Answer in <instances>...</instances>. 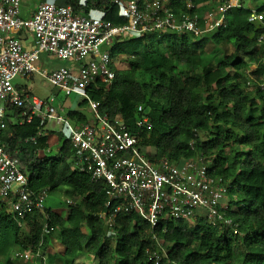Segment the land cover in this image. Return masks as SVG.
Returning a JSON list of instances; mask_svg holds the SVG:
<instances>
[{"label": "trees", "instance_id": "1", "mask_svg": "<svg viewBox=\"0 0 264 264\" xmlns=\"http://www.w3.org/2000/svg\"><path fill=\"white\" fill-rule=\"evenodd\" d=\"M65 1L77 13H100L115 25L127 23L114 0ZM193 2V11L199 12L220 0ZM184 9L175 3L176 13ZM263 9L264 3L257 5ZM251 12L241 7L237 22L230 20L193 42L189 34L124 35L111 48L113 56L122 57L114 80L98 79L88 88L101 112L122 119L139 145L156 151L155 159L211 157L210 172L230 181L225 212L239 231L206 220L167 222V231L161 226L156 231L174 264H264V43L259 42L264 25L250 22ZM26 109L11 107L6 117L8 150L19 159L32 190L61 191L73 204L66 216L46 207L45 214L35 212L20 226L0 201V264H24L14 259L18 248L40 250L46 264H83L78 257L86 250L96 264H154L150 252L158 248L147 221L136 211L122 210L110 230L105 216L114 203L107 206L105 185L75 167L74 150L63 135L60 149L40 156L47 148V136L39 135L41 118L12 119ZM143 114L151 126L137 125ZM66 116L76 123L89 120L81 110ZM46 222L53 228L47 235ZM53 237L62 251L50 248Z\"/></svg>", "mask_w": 264, "mask_h": 264}, {"label": "built area", "instance_id": "2", "mask_svg": "<svg viewBox=\"0 0 264 264\" xmlns=\"http://www.w3.org/2000/svg\"><path fill=\"white\" fill-rule=\"evenodd\" d=\"M22 1L0 0V201L8 204L9 213L19 225L35 212L45 214L49 191L32 190L19 159L8 150L4 136L10 130L6 117L12 114L11 107L29 109L19 116L11 115L16 123L31 122L34 115L41 118L39 135L47 136V148L39 151L40 156L60 149L62 135L69 140L75 153V167L90 174L94 182L103 183L109 197L107 206L114 203L105 216L110 230L122 210L136 211L147 221L158 248L150 252L154 264H174L167 259V248L156 231L160 226L167 231V222L195 224L193 220H206L238 232L237 224L225 212L230 203V181L210 172L211 157L198 156L182 162L155 159L156 151L139 145L137 134L122 119L113 120L101 112L100 103L92 99L88 88L98 79L114 80L119 57L113 56L111 48L120 37L151 33L200 37L225 28L230 20L237 22L239 9L249 6L242 4V0H220L215 7L196 12L193 0H114L127 20L124 25H115L99 16L77 13L72 5L58 0H42L32 16H24ZM178 2L185 7L181 13L174 11ZM249 8L252 12L248 20L264 25V9ZM259 42L264 43V34ZM44 55L73 63L42 68L40 61ZM36 75L51 88L86 100L91 109L89 120L76 123L58 113L53 98L31 99L28 90L15 84L17 78ZM138 110L143 112V107ZM50 124L60 127L50 130ZM137 125L151 126L149 116L143 114ZM32 139L36 142L35 137ZM68 204L73 201L68 200ZM52 230L46 222L44 234ZM14 259L47 263L40 250L32 249L18 248Z\"/></svg>", "mask_w": 264, "mask_h": 264}, {"label": "rangeland", "instance_id": "3", "mask_svg": "<svg viewBox=\"0 0 264 264\" xmlns=\"http://www.w3.org/2000/svg\"><path fill=\"white\" fill-rule=\"evenodd\" d=\"M264 3V0H242V4L249 6V7H256L257 5H261ZM22 9L24 8V4H22ZM24 10V9H23ZM22 10V12H23ZM22 15H24L22 13ZM101 16L100 13L95 14V16ZM25 16V15H24ZM231 15H229V19H231ZM199 37L190 36V42L196 41ZM51 60L47 56H43L40 65L42 68L50 67L56 68L63 65H70L73 62L68 61H61V60ZM122 57L118 58V62L121 63ZM15 84L19 86V88L23 90H28L30 92L31 99L35 96L42 100H51L52 98L54 105L58 109V113L62 115H66L70 110H81L86 113L88 116H91V109L88 107L87 104H82L83 98L79 97L78 95H70L67 96L64 92L60 91L58 88H51V86L43 80L41 76H33L31 78H17L15 80ZM54 123V122H53ZM60 126L50 124V130H58ZM54 153V152H53ZM51 153V154H53ZM50 154V155H51ZM229 201L226 198L225 203ZM45 205L47 207L52 208L55 211L60 212L63 215H67L69 211V204L68 198L61 191L51 192L49 193ZM203 213V212H201ZM197 220H193V223H196ZM198 222V221H197ZM177 223V222H176ZM50 248L53 251L60 252L63 250V245L56 237L51 239ZM78 260L83 264H96L94 254L90 252V250L84 251L82 254H79ZM24 264H35V263H26Z\"/></svg>", "mask_w": 264, "mask_h": 264}, {"label": "crops", "instance_id": "4", "mask_svg": "<svg viewBox=\"0 0 264 264\" xmlns=\"http://www.w3.org/2000/svg\"><path fill=\"white\" fill-rule=\"evenodd\" d=\"M42 0H23L22 4H24V10H23V14L25 16H32L33 13L37 10L39 4L41 3ZM60 2H64L65 0H58ZM48 57V56H47ZM50 58V57H48Z\"/></svg>", "mask_w": 264, "mask_h": 264}, {"label": "water", "instance_id": "5", "mask_svg": "<svg viewBox=\"0 0 264 264\" xmlns=\"http://www.w3.org/2000/svg\"><path fill=\"white\" fill-rule=\"evenodd\" d=\"M62 146H60V148H61Z\"/></svg>", "mask_w": 264, "mask_h": 264}]
</instances>
